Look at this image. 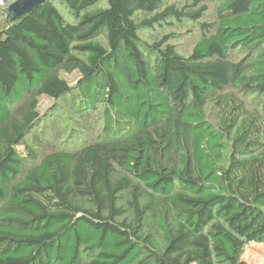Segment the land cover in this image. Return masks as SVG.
<instances>
[{
  "label": "trees",
  "instance_id": "1",
  "mask_svg": "<svg viewBox=\"0 0 264 264\" xmlns=\"http://www.w3.org/2000/svg\"><path fill=\"white\" fill-rule=\"evenodd\" d=\"M203 1L47 0L0 27V264H242L264 245V0H215L189 56L141 46ZM41 97L102 105L103 130L39 157Z\"/></svg>",
  "mask_w": 264,
  "mask_h": 264
},
{
  "label": "rangeland",
  "instance_id": "2",
  "mask_svg": "<svg viewBox=\"0 0 264 264\" xmlns=\"http://www.w3.org/2000/svg\"><path fill=\"white\" fill-rule=\"evenodd\" d=\"M19 0H0V27L12 22L16 15L11 11V7ZM196 0H164V6L176 5L182 9L188 6L187 12L194 11L200 6L194 7ZM203 3L208 6V12L198 22L189 19L177 21L169 18L166 22L154 26L153 28L142 27L139 30V38L142 49L147 56H150L148 47L165 36H172L170 43L176 46L179 54L189 56L195 45L205 34H212L206 31L204 25H215L218 21L219 5L215 0H204ZM62 9V8H61ZM64 9V8H63ZM62 9V10H63ZM64 11V10H63ZM65 16L68 18V15ZM147 18L144 14H138L137 22H141ZM210 30V29H209ZM241 57V55H238ZM70 85L74 86L80 79L81 74L75 72L73 74H62ZM231 91V90H229ZM249 105H253V97L242 95ZM70 98L66 101L41 97L39 100L38 111L45 114L39 129L41 137V145H35L38 148L39 157L43 155V151H51L53 148L75 150L85 143H89L95 139L98 132L104 128L102 120V105H100L97 113L89 115L77 112ZM207 117L210 121L216 122L218 117L217 110L209 105L206 109ZM242 264H264V245L253 243L246 248L242 258Z\"/></svg>",
  "mask_w": 264,
  "mask_h": 264
},
{
  "label": "water",
  "instance_id": "3",
  "mask_svg": "<svg viewBox=\"0 0 264 264\" xmlns=\"http://www.w3.org/2000/svg\"><path fill=\"white\" fill-rule=\"evenodd\" d=\"M46 1L47 0H19L11 7V11L15 13V19L22 18L40 6L44 5Z\"/></svg>",
  "mask_w": 264,
  "mask_h": 264
}]
</instances>
